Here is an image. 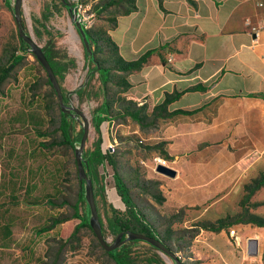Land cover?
<instances>
[{
	"label": "crops",
	"instance_id": "0c3cea01",
	"mask_svg": "<svg viewBox=\"0 0 264 264\" xmlns=\"http://www.w3.org/2000/svg\"><path fill=\"white\" fill-rule=\"evenodd\" d=\"M133 1L108 32L124 61L146 55L127 74L123 98L152 112L170 100L150 140L162 144L175 175L159 178L161 200L150 201L149 218L157 223L179 210L196 221L234 216L242 211L245 186L264 174V0ZM7 149L0 135V251L13 249L15 229L16 252L23 255L8 264L43 262L41 245L65 242L85 222L82 201L62 199L57 207L55 169L41 184L18 181ZM118 199L112 206L123 212ZM247 204L264 218V183ZM69 205L77 206L78 220L60 222L57 234V208ZM82 249L85 258L67 264H99ZM182 254V264H264V227L200 229Z\"/></svg>",
	"mask_w": 264,
	"mask_h": 264
},
{
	"label": "rangeland",
	"instance_id": "374dc122",
	"mask_svg": "<svg viewBox=\"0 0 264 264\" xmlns=\"http://www.w3.org/2000/svg\"><path fill=\"white\" fill-rule=\"evenodd\" d=\"M7 1L9 5L5 0H0V74L12 57L23 56L10 72L9 77L0 83V135L7 142V154L13 159L12 173L18 177V181L24 183L33 180L37 185L46 182L48 172L55 169L57 207L62 199L74 203L78 193L84 195L85 184L78 179L74 156V150L79 147L82 137L83 120L72 111L74 116H71L70 132L73 146L67 144L51 146V143L62 140L60 131L56 130L60 119L58 98L52 85L49 84L44 68L30 50H23L24 45L20 43L13 15L15 0ZM68 1L71 11L63 7L59 0H22L23 28L38 47L50 49L56 56L59 73H55V76L60 86L62 101L65 105L80 110L87 120L88 135L82 153L84 166L87 155H91L99 136L100 150L112 156L118 173L130 188L137 209L149 217L152 213L149 207L150 201L156 202L157 199L153 195L158 194L159 178L163 175L156 171L153 158L156 156L168 158L161 149L162 144H151L154 140L150 138L158 133L157 118L152 119V111L145 109L144 125L141 126L128 116L116 114V108L121 107V99H123L124 74L113 73L116 84H110L108 87L110 98L114 103L112 112L113 115L115 113V117H109L110 122L103 121L96 132L93 118L102 100L100 85L97 74H92L90 71L86 49L71 13L75 11L81 15L83 9L86 12L84 14L92 13L90 18L92 23L87 29L100 44L96 58L108 63L116 59L113 46L106 41L108 32L113 27L115 18L129 9L130 4L127 0H122L98 11L95 6L105 0ZM79 5L82 6L80 12ZM149 121L152 123L148 124ZM131 125L138 128L137 134L126 133L127 127ZM109 146L112 149L108 148ZM113 173V167L107 162L97 163L93 183L98 218L108 243H112L118 234L108 228V220L115 212L124 214L126 211L120 199L117 201L123 207V212L112 206L113 197L117 195ZM81 203L80 213L86 221L90 217L88 205L85 199ZM56 214L59 222L53 229L55 228L57 234L61 230L60 222L70 221L72 218L78 220L72 205L63 209L57 208ZM170 215L172 214L168 217ZM172 218L170 221L164 219L163 223L155 222L154 225L158 239L168 244L180 257L183 256L184 247L197 230L195 224L198 221L193 220L189 212L183 210L175 212ZM51 222L52 219L46 221L45 225ZM15 234L14 229L13 249L0 251V264H8L9 261L13 262L23 255L21 252H16L19 248ZM83 247L86 249V255L99 264H115L87 226H76L66 237L65 242L56 240L53 246H47L46 243L44 246L41 245V253L38 257L43 262L36 261L34 264L52 262L67 264L68 261H79L80 258H85L83 252H80ZM131 247L139 254V260L134 264H175L170 256L142 240L136 241ZM33 257L35 255H32V259ZM154 257L160 261L149 262ZM76 264L82 263L76 262Z\"/></svg>",
	"mask_w": 264,
	"mask_h": 264
},
{
	"label": "trees",
	"instance_id": "16d2710c",
	"mask_svg": "<svg viewBox=\"0 0 264 264\" xmlns=\"http://www.w3.org/2000/svg\"><path fill=\"white\" fill-rule=\"evenodd\" d=\"M61 5L69 10H71V5L69 4L68 0H59ZM122 0H105L98 5L95 6V9L98 11L104 10L108 6L115 4L116 2H119ZM130 4V8L123 11L122 14L129 13L134 8V1L133 0H127ZM6 4L9 5V2L5 0ZM86 32V38L89 42V46L91 48V51H86V56L89 59L90 62V71L92 74H97V80L100 85V93L102 97V101L100 105L96 108L95 116L93 118V124L96 129V132H98L99 125L106 120H109V117H115V113L113 115L112 109H113V102L109 95V85L110 84H116V82L113 79V73H122L124 74V77L122 79V87L123 91L128 87L127 84V74H129L132 70L137 69L140 67L142 62L145 60V56H141L139 59L135 61H124L118 54L117 48L111 43L109 37L106 38V41L113 46V51L115 53V60L110 62H104L96 58V54L99 51L100 44L97 42V40L90 34L88 29L83 28ZM20 43L24 45L23 50H29L26 43L22 42L20 39ZM45 57L47 58L51 68L53 69L54 74L59 73V62L56 61V56L52 53L50 49H44L41 48ZM22 55H16L12 57L11 61L2 69L0 74V83H2L6 78L9 77L10 72L13 70V68L22 60ZM56 75V74H55ZM49 81V80H48ZM50 84V83H49ZM173 96L172 98H174ZM169 98L167 97L165 101L163 102V105L157 106L153 112H152V119H156L161 116V113L165 110L166 104L169 102ZM144 110L145 107L138 106L137 103L127 100L125 98L121 99V107L116 108V114H121L122 116L126 117L128 116L135 122H137L139 125H144ZM178 111H173L168 114V116H171L175 114ZM182 112V111H181ZM167 114L165 113L164 116ZM71 116L69 113L63 112L60 110V119H59V125L56 128L57 131H60L62 140L59 142H53L51 145H70L73 146V143L71 142ZM153 121V120H152ZM152 121H149L148 124H151ZM100 137H97L94 150L91 152V155H87L86 162H85V170L87 172L88 177L91 179L92 184L94 183V179L96 177V165L102 164L104 162H107L113 167L114 173H113V179L114 184L116 187L117 194L121 198V201L123 202L125 206V213H117L115 212L113 216L108 220V228L111 229L114 232H126V231H133L137 233H142L149 235L151 237L159 238L158 232L156 231L155 222H152L149 217L143 215L139 212V210L136 207V204L134 202V199L131 196L130 188L125 183L124 179L121 177V175L118 173V170L116 168V164L114 159L109 153H103L100 150ZM42 146V145H40ZM264 183V174H261L259 178L252 181L251 184L245 186V196L243 200L241 201L242 211L240 213L235 214L234 216H227L225 218H219L215 221L210 220H202L196 222L197 230H208V231H219L223 228H227L233 224L237 223H251L257 226L264 227V218L252 213L249 211L248 207L249 204H247L249 198L253 195L255 191H257ZM94 189V188H93ZM94 193V197H95ZM153 197L157 200H161V197L158 194H154ZM84 195L78 194L77 197V204L80 201H83ZM74 210H77V206H73ZM174 214V213H173ZM172 215L170 217L165 218L166 221L172 220ZM89 220H86L83 222L80 226H87L90 230L89 226ZM58 222V221H57ZM164 219L162 221L159 220L157 223H163ZM79 228V227H77ZM102 228V226H101ZM195 231V232H196ZM138 240H128L124 242L121 246L118 248L111 250L109 252L105 251L106 254L114 261L115 264H134L136 261L139 260V254L134 251L131 247L133 243H135ZM171 251L172 249L168 244H166L163 240H161ZM160 260L158 258H153V260H150L149 262L158 263ZM55 264V263H52Z\"/></svg>",
	"mask_w": 264,
	"mask_h": 264
},
{
	"label": "water",
	"instance_id": "95a60500",
	"mask_svg": "<svg viewBox=\"0 0 264 264\" xmlns=\"http://www.w3.org/2000/svg\"><path fill=\"white\" fill-rule=\"evenodd\" d=\"M21 7H22V0H15L14 1V8H13V15H14V19L16 22L19 38L27 44L31 53L35 56L37 61L44 68V70L47 74V78H48L50 84L52 85L53 89L55 90L56 95H57L60 110L63 112L69 113L70 116H74L71 113L72 111H74L83 120V133H82V137L80 139L79 147L75 148V150H74V156H75L76 168L78 171V179L81 183L84 182V184H85L84 185V199L88 205V209H89V213H90V217L88 219L89 220L88 221L89 226H90L92 232L94 233L97 241L99 242V244L101 245V247L105 251L109 252L111 250L118 248L124 242H126L128 240H142L144 242L149 243L150 245L157 248L158 250L162 251L163 253L167 254L168 256H170L174 260L175 264H182L181 259L173 251H171L161 240H159L155 237H151L149 235L137 233V232H133V231H126V232L118 233L116 238L114 239V241L112 243H108V241L104 238V235H103V232L101 229V224H100V221L98 218V210H97L95 197H94L93 184H92L91 179L88 177L87 172L85 170L84 163L82 162V153H83L86 138L88 135L87 120L85 119L84 114L80 110L73 108L71 106H67L63 103V101H62L63 97L61 94L60 86H59L58 81L56 79V76L53 72V69L51 68V66H50L47 58L45 57L42 49L35 44L32 37L28 33H26L24 28H23ZM71 13H72V17H73V19H74V21L78 27V30H79L80 36L82 38L83 44L85 46V49L87 52H89V51H91V48H90L89 42L86 38V32L83 29V27L81 26V24L79 23L76 15H75V11H74V13L73 12H71ZM156 171L163 174V175H166L168 177H173L175 175V171L173 169L168 168V167H164L161 165L156 167ZM123 234H126V237L124 239H122Z\"/></svg>",
	"mask_w": 264,
	"mask_h": 264
},
{
	"label": "built area",
	"instance_id": "2783aa9c",
	"mask_svg": "<svg viewBox=\"0 0 264 264\" xmlns=\"http://www.w3.org/2000/svg\"><path fill=\"white\" fill-rule=\"evenodd\" d=\"M81 7L82 6L79 5V9H78L79 12H80ZM84 13H86V12L83 9V12H81V15H79V21H80L81 26L83 28L87 29L89 26H91V23H92V19H90L92 16V13H89V14H84ZM171 61H172L171 58L167 59L168 63H170ZM108 148H111V146H109ZM108 150H110V149H108ZM153 161H154V167L161 165V166L173 169L172 166L170 165L169 159L164 157V156H156L153 158Z\"/></svg>",
	"mask_w": 264,
	"mask_h": 264
},
{
	"label": "flooded vegetation",
	"instance_id": "af4514ba",
	"mask_svg": "<svg viewBox=\"0 0 264 264\" xmlns=\"http://www.w3.org/2000/svg\"><path fill=\"white\" fill-rule=\"evenodd\" d=\"M125 237H126V234H123V235H122V239H124Z\"/></svg>",
	"mask_w": 264,
	"mask_h": 264
}]
</instances>
